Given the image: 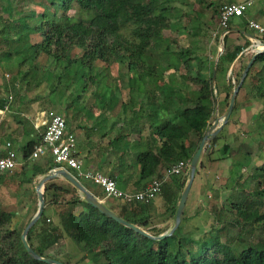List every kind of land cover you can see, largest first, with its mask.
<instances>
[{"label": "trees", "instance_id": "trees-1", "mask_svg": "<svg viewBox=\"0 0 264 264\" xmlns=\"http://www.w3.org/2000/svg\"><path fill=\"white\" fill-rule=\"evenodd\" d=\"M54 2L49 0L47 6L45 3L40 5L43 8L54 7ZM57 2L61 14L46 10L35 18L31 12L29 17L33 19L32 24L25 21V16H19L17 22L4 20L0 16V39L10 45L18 67L25 61H31L32 73L40 68L43 77L58 69L56 84L65 75L68 77L65 83V88H68L66 95L71 97V90L74 89L77 92L75 97L79 98L86 85L83 81L93 70L96 61H125L126 70L133 74L131 79L134 86L137 84L133 87L134 91L136 94H144L146 103L142 118L151 129L148 147L135 155V163L139 168L138 181L158 176L157 172L161 168L168 169L178 160L188 165L213 112L214 95L210 79L212 64L207 67L200 61H194L191 49L178 44L176 26L171 22L168 8L157 9L152 0ZM71 9L75 10V14L67 13ZM228 28V24L225 28L220 27L221 31ZM10 33L17 34L13 42L8 40ZM31 33H39L40 41L34 44L28 42L27 37ZM161 46L164 50H174L178 58L172 64L176 71L175 78L168 76L166 80L159 82L158 78L162 79V74L155 66L153 52ZM73 48L80 50L79 53L71 55ZM241 49L242 46L239 45H228L226 33L223 35L215 77L226 71ZM39 53L46 57L47 63L42 67L35 64ZM251 71L253 82L250 89L261 96L264 93V52L253 57L245 77L251 78ZM234 83H230L228 76L223 86L225 94L231 92ZM139 84L142 86L139 87ZM238 91L239 89L229 118L236 108ZM259 128L264 130V125ZM215 137H212L209 143H213ZM35 143L31 140L19 147L24 158H27ZM226 149L227 144L220 147L221 152ZM213 157L210 156L211 161L214 160ZM52 163L50 156L45 155L39 162L32 164L31 178L52 168ZM187 165L181 173L169 176L170 182H164L160 187L161 199L164 203H170V219L175 211L176 191H181L186 180ZM241 167L239 161L234 160L231 163V178L239 176ZM195 176L197 170L193 179ZM248 178L257 186L254 192H259L258 196L263 195L264 164L254 166ZM21 181L19 180V183ZM43 196L46 200L51 197L53 202L66 208L56 213L55 222L46 221L48 218L42 209L39 218L28 228L25 234L26 242L39 256L56 259L45 255V250L66 236L83 256L98 249L102 264H264V246L261 240L234 254L225 242L221 243L214 237L211 244L200 245L195 253L185 259L180 250L183 243L179 238L175 242L177 248L170 247V241L177 235L179 225L171 235L153 240L100 213L85 202L75 188L68 191L53 184L46 185ZM150 203L120 201L117 212L107 208L149 234L157 235L162 230L147 228L148 219L143 217V213L142 216L134 217L137 215L134 212H142L143 208L151 209ZM77 205L78 209L72 212V208ZM241 205L242 209L247 210L252 201L245 204L234 203L231 207L238 210ZM14 217L12 210H0V264H46L26 253L20 241V234L27 221L17 224L12 221ZM258 219L260 217L255 215L253 220ZM33 236L38 239L36 244L31 241ZM188 240L190 241V238ZM61 262L69 264L66 261Z\"/></svg>", "mask_w": 264, "mask_h": 264}, {"label": "rangeland", "instance_id": "rangeland-1", "mask_svg": "<svg viewBox=\"0 0 264 264\" xmlns=\"http://www.w3.org/2000/svg\"><path fill=\"white\" fill-rule=\"evenodd\" d=\"M48 1L0 0V16L7 21H16L19 16H25V21L32 24L33 19L29 17L31 12H33L35 18H38L46 10L58 15L61 14L60 9H58L57 0H54V7L43 8L40 5L41 3L43 5L45 3L47 6ZM233 1L152 0V3L157 9L160 7L168 8L171 22L176 26L178 44L188 46L192 51L193 60L200 61L208 67L210 64L213 66L222 32L217 25L218 7L222 3ZM67 13L75 14V10H68ZM235 22V19H233V23ZM228 27L230 28V24ZM241 27L247 30L244 24ZM16 35V33H10L8 40H15ZM239 37L242 38H232L231 34L227 32L226 43L228 45H239L242 48L250 43L242 35ZM40 38L39 33H31L27 37L28 42L31 44L39 42ZM79 51L77 48H73L70 54H78ZM5 53L9 54L6 55ZM153 56L156 60L155 66L162 74V79L158 78L159 82L166 80L168 76L175 78L176 71L173 69L172 64L178 57L174 50H164V47L161 46L153 52ZM218 56L216 57V62ZM250 57L249 54L236 57L237 59L235 58L231 62L224 73H221L217 77L214 75V83L213 85L211 84L214 95L213 112L209 125L205 128L203 134L213 120L215 118L220 119L225 112L232 89L237 84ZM46 63L45 55L39 53L35 59L36 66L42 67ZM57 73L58 69H55L43 77L40 68L32 73L31 61H25L21 67H18L10 45L0 39V96L8 94L12 96L13 100L17 101L23 91L27 95L33 94V97L29 101L38 99L37 106L41 110L56 111L67 122L70 121V124L72 123L71 120H74L72 116L77 114L73 113L75 107L82 102V95L83 97L85 95H93L95 101L103 100L112 94L117 95L116 88L120 92L121 102L123 103L122 107L130 110L133 107L140 108L141 105H145L146 103L144 94H136V91H134L137 84L134 86L131 79L133 74L126 70L125 61H109L107 63L96 61L93 70L88 74L90 77L86 76V79L83 81L86 85L84 91L79 95V98L81 97L80 101L75 97L77 92L74 89L71 90V97L66 95L68 88H65L67 87L65 83L68 77L64 75L61 81L56 84L55 76ZM252 74L253 71L249 75L251 78L243 77L239 85L240 88L238 87L239 91L235 110L230 118L228 116L229 119H227L226 123L212 136H216L215 141L209 143L211 137L205 143L202 150L203 153L196 164L195 171L197 170V176L193 179L188 197H186L188 199L187 205L189 207L192 206L191 211L196 212L197 217L192 223L196 227H192V230L189 228L187 231H183L187 225V221L183 219L182 211L177 235L172 242L170 241V247L176 249L175 242L178 238L180 239V242L183 243L180 250L181 253L183 252L182 257L185 259H188L192 253H195L200 245L211 244L214 237L221 243L225 242L234 254H237L248 245L259 242V240H261L260 242L264 246V194L258 196L257 193L259 192H254L257 186L248 178L254 166L264 164V130L259 128L260 125H264V93L258 96L250 89V85L253 82ZM228 76L230 83H235L231 88V92L225 94L223 86ZM115 78H119V82H115ZM16 80L18 84L15 83ZM141 86L139 84V87ZM36 91L39 95L34 94ZM86 99L88 98H83V100ZM219 122L220 120H217V125ZM223 144H227V149L221 152L220 147ZM132 148L134 147L131 146L130 149ZM210 156H214V160L211 161ZM234 160L242 164L237 178H231L229 172L231 163ZM214 161L221 162V164L214 165L216 166V170H212L210 178H199L202 172L206 173V170L208 171L212 168V162ZM27 164L31 166L32 164H36V162L31 161ZM27 164L23 166V173L13 172L7 175L0 172V210H12L15 214L12 221L17 224L28 221L35 212L37 199L34 186L38 179L43 176H38V174L31 178L30 166L26 167ZM166 171L167 168H161L159 174ZM21 178L23 181L18 184L17 181ZM199 179H202L201 183ZM80 181L82 182V180ZM167 182H170V178ZM43 190L44 187L42 188V195ZM176 192L178 198L181 191ZM113 200L115 199L108 198V201ZM250 201H252V205L247 210L242 209V205L238 209L239 211L231 207V204L234 203L243 202L245 204ZM176 203L175 201V207ZM55 205L57 203L53 202L51 197L46 200L43 196L42 209L49 222H52L53 217L55 221L56 213L59 210H63L57 209L58 206L55 207ZM255 215H258L260 219L254 221ZM246 216L247 219H245ZM34 237L32 238L33 244L37 242V237ZM187 238H190V241ZM91 252L93 259L87 261V256L85 254L83 256L73 242L66 236H63L59 241L45 250V255H50L55 257L56 260L66 261L69 264H102L103 262L100 259L98 251L92 250ZM180 255L179 257L181 258Z\"/></svg>", "mask_w": 264, "mask_h": 264}, {"label": "crops", "instance_id": "crops-1", "mask_svg": "<svg viewBox=\"0 0 264 264\" xmlns=\"http://www.w3.org/2000/svg\"><path fill=\"white\" fill-rule=\"evenodd\" d=\"M237 1L240 0H234L233 2ZM263 12L264 0H258V2L247 9L243 15L234 17L228 22L230 28L226 30L231 34L232 38H242L239 36L243 35V37L247 38L250 42L246 47L241 49L237 58L241 55L247 54H251L252 56L254 52H256L253 42H256V46L259 47L264 45V35L255 33L246 25L247 19L261 20ZM233 19H235V23H233ZM242 24L246 26L247 30H244L241 27ZM115 82H119V78H115ZM15 83L18 84V81L16 80ZM115 91L117 92V95L112 94L111 96L98 101H95L93 95H85L84 97L82 95L81 104L79 103L73 112L77 114L72 116V118H74V120H71L72 123L70 124V121L67 122V120H65V131L75 135L78 156L82 160V167L84 169L97 171L113 178L116 182V186L121 190L133 191L140 189L153 177L138 181L139 168L135 163L136 153L142 152L148 147L147 142L150 140L151 129L148 127L147 122L142 118L144 105H141L140 108L133 107L130 110L124 108L122 107L123 103L121 102L122 99L120 97V92L117 91L116 88ZM34 94L39 95L37 91L34 92ZM7 95L0 96V99L2 100L0 102V107L6 100ZM32 97L33 94L27 95L24 91L21 92L17 101L13 100L11 96L8 103V109L0 113V142L8 139L15 148L18 161L14 171L16 173H23L22 170L25 164L30 163L31 161L37 163L45 156L44 155L38 159H27L22 156L21 150L19 149V147L23 146L28 141L32 140L37 142L43 129L42 126L39 125V122L44 117L43 112H45V110H41L37 106L39 102L38 99L29 101ZM83 98L88 99L83 100ZM80 99L81 97L78 98V101H80ZM69 116L71 117V115ZM131 146L134 148L130 149ZM216 164L220 165L221 162H212V168L208 171L206 170V173L202 172L199 175V178H210L212 170H216V166H214ZM29 166L30 164H27L26 167ZM54 167H56L55 163L50 169H56ZM29 168L31 173L32 167L30 166ZM59 168L73 176L87 192L102 202L106 207L111 208L116 212L119 210L118 204L121 200L115 199L113 201H108L109 197H106L103 194L99 186L78 177L73 169L68 168L64 164L60 165ZM46 171L38 176H42ZM157 173H159V171ZM79 179L82 180V182ZM168 179L169 177L166 179V182ZM20 180H22V178ZM199 182L201 183L202 179H199ZM17 183L19 184V180ZM52 184L67 189L68 191H71L72 188H74L67 180L59 175L45 180L42 184V188L46 185ZM78 194L81 197L79 192ZM177 200L178 198L176 196L175 201L177 202ZM150 202L152 205L151 209L143 208L142 212H134L137 214L134 217L142 216L143 213V217L148 219V223L146 224L147 228H159L162 230L161 232L167 230L173 222V218L170 219L169 217L170 203H164L160 197V193H158ZM187 203L188 199L186 198L183 207V219L187 221V227L185 226L183 231H187L189 228L192 230V227H196L192 224L193 220L197 217L196 212L191 211L192 206L189 207ZM56 206H58L57 209L66 208L65 206L62 207V205H59V203H57L55 207ZM77 209L78 205L72 208L71 211L75 212ZM52 222H55L54 217ZM36 243L37 242H35V244ZM96 251H98V249H96ZM85 255L87 256V261L93 259L92 252L86 253Z\"/></svg>", "mask_w": 264, "mask_h": 264}, {"label": "built area", "instance_id": "built-area-1", "mask_svg": "<svg viewBox=\"0 0 264 264\" xmlns=\"http://www.w3.org/2000/svg\"><path fill=\"white\" fill-rule=\"evenodd\" d=\"M257 2L258 0H240L222 3L217 10L218 26L225 28L232 18L243 15L247 9ZM246 25L255 33L264 35V12L261 20L247 19ZM253 43L256 50L258 46H256V42ZM10 99L11 95H7L6 100L0 107V113L8 109ZM43 116L39 122V125L43 128L40 138L33 144L27 159H36L49 155L51 160L56 164L54 168H59L60 165L64 164L68 168L73 169L78 177L99 186L106 197L124 202L136 201L148 203L159 193L161 185L166 182L169 176L181 173L187 165L186 162L178 160L166 172L152 177L140 189L133 191L121 190L116 186L113 178L82 167V160L78 156L75 135L65 131V119L60 113L46 110L43 112ZM17 163V152L11 141L8 139L2 140L0 142V172L7 175L12 174L16 169Z\"/></svg>", "mask_w": 264, "mask_h": 264}, {"label": "water", "instance_id": "water-1", "mask_svg": "<svg viewBox=\"0 0 264 264\" xmlns=\"http://www.w3.org/2000/svg\"><path fill=\"white\" fill-rule=\"evenodd\" d=\"M227 32V30H224L221 32V36L219 38V48L217 50L216 56H215V60L212 66V70H211V84L213 85L214 83V72H215V65H216V57L220 54L221 52V48H222V36ZM264 52V45H262L261 47L258 46V48L256 49V52H254V54L251 56V58L249 59V61L247 62L246 66L244 67L241 76L237 82V84L234 86V88L232 89L227 107L225 112L223 113V115L221 116L220 119L215 118L213 120V122L210 124V126L207 128V130L205 131V133L201 136L196 149L194 150L193 154L191 155L188 165H187V178L186 181L183 185V188L179 194L177 203H176V207H175V211H174V216H173V222L172 225L169 229H167L166 231L157 234V235H152L149 234L148 232H146L145 230L137 227L136 225L122 219L121 217H119L116 213H114L113 211H111L110 209H108L102 202H100L99 200H97L95 197H93L89 192H87L82 185L73 177L71 176L68 172H66L63 169H50L48 171H46L45 174H43V176L41 178L38 179L37 183L34 186V191L36 192V199H37V206H36V210L33 213V215L30 217V219L27 221V223L25 224V226L23 227L21 234H20V241L22 243L23 248L25 249L26 253L31 256L33 259L44 262L46 264H65L59 260L56 259H52L49 257H44V256H39L37 255L32 248L28 245V243L26 242L25 239V234L28 230V228L35 223V221L39 218L41 211H42V207H43V195H42V184L45 180L51 179L57 175L62 176L65 180H67L81 195V197L83 198V200L85 202H87L88 204H90L91 206H93L94 208H96L100 213L106 215L107 217L113 219L114 221H116L117 223L130 228L131 230L146 236L150 239L153 240H159L162 239L164 237L169 236L173 230L177 227L181 216H182V211H183V207H184V203L187 197V194L189 192L190 189V185L194 176V172H195V168H196V164L197 161L199 159L200 153L202 152L205 143H207V141L216 134V132L218 131V129L226 123L228 116L232 110L233 107V103H234V99H235V95L236 92L238 90V87L243 79V77L246 74V71L249 67V65L251 64V61L253 59V57L258 54ZM217 120H220L219 124L217 125Z\"/></svg>", "mask_w": 264, "mask_h": 264}]
</instances>
